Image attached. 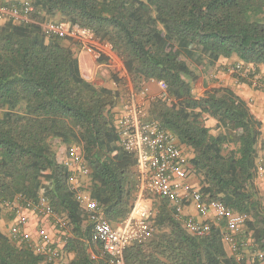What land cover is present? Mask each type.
<instances>
[{
    "label": "trees",
    "instance_id": "16d2710c",
    "mask_svg": "<svg viewBox=\"0 0 264 264\" xmlns=\"http://www.w3.org/2000/svg\"><path fill=\"white\" fill-rule=\"evenodd\" d=\"M29 1L33 22L0 21V264H52L1 228L7 212L17 214L16 202L48 197L73 234L69 249L82 247L78 240L91 232L93 213L113 225L128 218L139 179L136 156L118 133V106L129 86L139 90L153 79L168 88L150 103L148 117L177 137L203 197L243 214L252 254L264 252V195L257 184L263 123L228 86L205 83L197 96L194 84L201 76L188 62L208 74L222 58L264 65V0ZM62 20L111 43V55L99 62H121L124 74L111 73L116 85L85 78L80 43L48 34L45 24ZM211 118L216 133L207 125ZM55 140L67 146L66 157L80 149L88 172L78 171L79 186L75 169L58 159ZM81 192L90 194L93 210L81 203ZM151 209L153 230L129 244L125 264H262L257 256L249 262L227 251L225 222L208 221L210 231L197 235L170 198L160 196ZM85 258L81 254L77 264H86Z\"/></svg>",
    "mask_w": 264,
    "mask_h": 264
},
{
    "label": "built area",
    "instance_id": "2783aa9c",
    "mask_svg": "<svg viewBox=\"0 0 264 264\" xmlns=\"http://www.w3.org/2000/svg\"><path fill=\"white\" fill-rule=\"evenodd\" d=\"M33 11L34 6L29 0L0 3V21L13 19L17 22L31 23ZM45 27L49 35L76 39L84 51L92 54L98 61L106 55H111V43L108 40H101L89 27L72 24L66 20L48 22ZM228 71L238 81L245 80L253 87L264 90V75L257 71L254 64L238 61L230 65ZM150 83L157 85L156 92L151 90ZM114 84L116 85L115 82ZM167 88L165 81L154 79L144 83L139 90L129 86L122 114L117 120V129L123 147L137 159L139 184L136 200L128 218L118 227L104 220L101 214L93 213L92 235L100 242L106 254L105 264H125V251L129 244L149 235L153 230L149 220L153 214L148 201L149 194L168 197L175 201L177 215L184 219L191 232L197 235L208 233L211 223L184 215L183 204L191 200L196 203L202 215L213 214L216 222H225L224 239L230 252L238 260H242L247 257L249 249L254 247L253 239L244 232L246 217L231 211L220 201H208L198 188L189 183L188 155L179 145L177 137L164 130L158 121L148 117L150 103L164 97ZM81 170L84 174L88 172L85 166H81ZM262 174L263 166L260 167V175ZM79 199L81 203L84 202L81 195ZM22 207L40 216L51 218L55 225L67 230V220L55 211L48 197L41 196L37 201L27 200ZM87 208L93 210L95 202H90ZM27 222V217L18 209L16 222L9 229L10 236L18 242H28L34 251L45 254L49 261L59 259L61 253L48 234L43 233L38 242H31V236L26 228ZM252 255L257 256L264 264V252L255 250Z\"/></svg>",
    "mask_w": 264,
    "mask_h": 264
},
{
    "label": "crops",
    "instance_id": "0c3cea01",
    "mask_svg": "<svg viewBox=\"0 0 264 264\" xmlns=\"http://www.w3.org/2000/svg\"><path fill=\"white\" fill-rule=\"evenodd\" d=\"M78 57L79 62L81 66L82 74L85 78L90 80L91 82H94L96 84H103L106 83L107 76L110 65H106L104 63H100L98 60L95 59V57L84 51V49L80 46H78ZM226 60V59H225ZM226 61H223V64H225ZM220 66V65H219ZM229 66H222L216 68L211 74L210 79L203 78L201 83L197 84V93H194L197 96L203 95L205 91V83L208 84L210 87H218V86H228L232 88L243 100H245L249 107L251 108V111L253 114L262 121L263 126V137L261 139V142L258 146V165L260 167H264V90L257 89L253 87L250 83L246 81H238L234 75H232L228 71ZM257 71L264 75V65H258L256 66ZM122 75L124 72L121 73ZM107 84V83H106ZM151 90L153 92H156L158 89L157 85L154 83L149 84ZM123 104L118 106L119 112L122 114ZM216 123V120L211 118L207 121V125L209 127L213 126ZM80 167V166H79ZM79 167L77 169H79ZM77 169H75V173L77 172ZM260 174V173H259ZM257 184L261 190V193L264 195V174L259 175L257 178ZM79 195L82 196V199L84 202L82 203L86 208L87 205L90 204V202H93L90 200V194L88 192H81ZM15 210L18 211L20 209L21 212L27 217L28 222L26 225L27 231L31 236V242L36 243L40 240V237L43 233L48 234L51 239L54 242V245L59 249L61 253V257L59 259H55L52 262V264H77L80 262V255L83 254L86 256V264H105L106 262V254L104 253L102 246L98 240H96L92 235V230L89 233L88 236L79 238L78 241H80V245L76 249H69L66 246V241L69 238L68 236L73 237V234L68 233L67 230H62L59 228V226L54 224V221L51 218L40 216L37 213H34L26 208H23L20 203H15ZM88 209V208H87ZM186 215L193 216L195 219L199 221H211L215 222L216 218L213 214L210 215H202L199 213L196 203L192 201V205L187 207L185 209ZM12 214H5L4 217L1 220V228L3 231L8 232L11 226L16 222L17 214L12 217ZM11 219V220H9ZM89 222L92 221V217H90ZM122 223L115 224L114 226L118 227L121 226ZM4 227H7V231L4 229ZM93 227V226H92ZM79 243V242H78ZM226 243V241H225ZM226 248L229 253L230 249L228 247V244L226 243Z\"/></svg>",
    "mask_w": 264,
    "mask_h": 264
},
{
    "label": "rangeland",
    "instance_id": "374dc122",
    "mask_svg": "<svg viewBox=\"0 0 264 264\" xmlns=\"http://www.w3.org/2000/svg\"><path fill=\"white\" fill-rule=\"evenodd\" d=\"M263 21H264V16H263ZM223 61H226L225 62V64H223ZM238 61H240L238 58H236V57H233V58H231V59H226L225 60V58H222V59H220L215 65H214V67H213V71L216 69V68H218V67H222V66H230V65H232V64H234V63H236V62H238ZM188 62H189V64H190V66L197 72V73H199L200 74V80L197 82V83H195L194 84V91H195V93H197V84H199V83H201V81H202V79L204 78L205 79V81H206V79H210V74L213 72H211L210 74H208V73H203V71L198 67V66H196L194 63H192L191 61H189L188 60ZM220 65V66H219ZM107 69H109V72H108V76L106 77L107 78V80H106V83L109 85V86H114V81H112V79H111V73H114V72H120V73H122V72H124L123 71V69H122V64H121V62H119V61H117V62H115L114 64H112V65H110L109 67H107ZM122 75V74H121ZM158 90V89H157ZM156 90V91H157ZM123 103V101L121 102V104ZM215 125H216V123L213 125V126H211V128L213 129V132L214 133H216V131H215ZM54 146H55V148H56V150H57V155H58V159L60 160V161H62V160H66L68 163H69V165L73 168V169H77L79 166V169H77V172L75 173V177H74V184H75V186H79V178H78V173L81 171L82 172V170H81V166H82V164H81V162H80V156H81V153H80V149L77 147L76 148V151H75V155L72 157V158H70V157H66V155H67V153H66V151H67V146L65 145V144H62V143H60L58 140H55V142H54ZM79 171V172H78ZM188 181H189V183L193 186V187H196L195 186V184H197V178L194 176V175H190L189 174V177H188ZM159 197L160 196H158V195H153V196H151L150 197V205H151V207L153 208V210L155 211V209H156V204H157V202H158V200H159ZM192 205V201H189V202H185L184 204H183V208H184V213H185V209L187 208V207H189V206H191ZM7 214L9 215L10 214V212H7ZM184 215H186V214H184ZM7 217H11V216H7ZM9 220H11V219H9ZM209 221V220H208ZM207 221V222H208ZM4 229L6 230L7 229V227H4ZM7 231V230H6ZM252 252H253V249L251 248V249H249V251H248V253H247V258H249V262L250 261H252V259L254 258V256L252 255ZM248 263V262H247ZM252 264H257V263H252Z\"/></svg>",
    "mask_w": 264,
    "mask_h": 264
}]
</instances>
